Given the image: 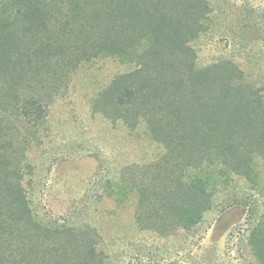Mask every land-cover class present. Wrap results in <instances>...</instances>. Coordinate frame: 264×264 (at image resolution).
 Here are the masks:
<instances>
[{
    "label": "trees",
    "instance_id": "1",
    "mask_svg": "<svg viewBox=\"0 0 264 264\" xmlns=\"http://www.w3.org/2000/svg\"><path fill=\"white\" fill-rule=\"evenodd\" d=\"M248 12L243 28L264 43V22ZM212 14L210 0H0V264H107L94 228L40 220L23 187L26 153L54 95L99 58L133 68L97 94L92 112L130 130L144 124L164 149L119 173L116 194L134 196L140 231L190 232L233 181L256 188L264 86L225 58L197 65ZM226 196L227 206H253L247 245L264 264V210Z\"/></svg>",
    "mask_w": 264,
    "mask_h": 264
},
{
    "label": "rangeland",
    "instance_id": "2",
    "mask_svg": "<svg viewBox=\"0 0 264 264\" xmlns=\"http://www.w3.org/2000/svg\"><path fill=\"white\" fill-rule=\"evenodd\" d=\"M210 2L209 31L195 45L197 65L225 58L264 86V43L257 41V29L243 28L253 22L250 10L259 25L264 22V0ZM132 68L110 57L81 64L54 95L25 157L23 187L32 210L40 220L94 228L107 264H256L247 245L253 206H227L226 195L253 199L255 210H264V160L254 190L245 180L233 181L197 227L170 237L140 231L134 196L116 194L123 167L148 164L164 153L144 124L130 130L92 112L97 94Z\"/></svg>",
    "mask_w": 264,
    "mask_h": 264
}]
</instances>
